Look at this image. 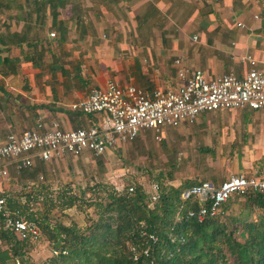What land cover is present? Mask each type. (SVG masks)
Wrapping results in <instances>:
<instances>
[{"label":"crops","instance_id":"0c3cea01","mask_svg":"<svg viewBox=\"0 0 264 264\" xmlns=\"http://www.w3.org/2000/svg\"><path fill=\"white\" fill-rule=\"evenodd\" d=\"M259 12L264 0H0V139L39 120L44 128L94 123V115L72 104L109 79L150 93L175 86L179 65L208 78L242 77L248 56L264 62ZM164 138L174 161L169 184L218 186L232 173L249 176L264 165V109L203 112L192 123L165 127Z\"/></svg>","mask_w":264,"mask_h":264},{"label":"built area","instance_id":"2783aa9c","mask_svg":"<svg viewBox=\"0 0 264 264\" xmlns=\"http://www.w3.org/2000/svg\"><path fill=\"white\" fill-rule=\"evenodd\" d=\"M254 17L264 18V12ZM237 25L242 26L241 23ZM247 60L250 69L242 77L229 72L208 78L199 68L179 65V82L175 86L154 89L150 93L135 85H120L113 79L103 86H94L83 99L72 104V109L94 115V123L64 129L55 122L51 128H44L39 120L36 128L7 133L0 139V176L8 174L6 165L21 171L32 167L37 160L78 158L86 151L100 156L109 148L128 143L148 130L160 141L165 127L182 121L192 123L203 112L264 109V62L258 65L251 56ZM175 62L180 64L179 59ZM132 189L129 187L130 191ZM157 189L155 186L153 200L158 197ZM249 192L264 193V165L249 176L232 173L218 186L203 181L187 188L183 196L196 197L202 203L197 213V218L202 220L207 214L217 215L233 195ZM15 213L13 216L6 197L0 192V227L11 230L20 240L37 241L41 236L38 223L21 216L18 211ZM150 237L156 240L155 236Z\"/></svg>","mask_w":264,"mask_h":264},{"label":"trees","instance_id":"16d2710c","mask_svg":"<svg viewBox=\"0 0 264 264\" xmlns=\"http://www.w3.org/2000/svg\"><path fill=\"white\" fill-rule=\"evenodd\" d=\"M196 184L199 183L174 187L158 182L156 200L140 184L134 185L132 191L128 186L118 191L112 185L101 184L103 195L87 201L97 218L84 229L52 223L45 216L28 215V219L38 223L52 250L58 252L42 264H227L225 248L236 264H264V193L234 195L245 197L244 211H259L256 220L248 221L250 215L244 212L227 222L218 214H207L199 220L197 213L202 203L196 197L183 196L187 188ZM64 197L65 207L73 206L77 199L71 195ZM232 197L222 207L227 209L234 201ZM7 200L13 216L17 210L20 215L24 213L26 207L22 202ZM30 200L37 201V197L28 194L26 202ZM51 200L49 205H53ZM236 231L242 241L234 235ZM151 235L156 237L155 241ZM27 242L1 226L0 244L6 247L0 248V262L34 264L23 258Z\"/></svg>","mask_w":264,"mask_h":264},{"label":"rangeland","instance_id":"374dc122","mask_svg":"<svg viewBox=\"0 0 264 264\" xmlns=\"http://www.w3.org/2000/svg\"><path fill=\"white\" fill-rule=\"evenodd\" d=\"M164 140L166 138L162 141L155 140L153 135L151 138L142 135L141 139L138 136L122 149L114 151L111 157L91 155L92 157L86 158L82 154L78 158L64 157L40 166L39 163H35L21 171H16L12 165H6L8 174L0 176V192L6 200L11 198L25 205V211L21 215L23 217L45 216L52 223L62 222L84 229L89 226L92 219L97 218L94 207L87 205V201H95L99 195H103V191L99 189L101 184L112 185L118 191L125 186L133 187L140 184L151 196L156 193L154 186L157 182L163 185L174 183V179H170L169 176L171 174L174 177V161L168 160L169 147L165 143L167 140ZM172 148L171 151H174V145ZM98 159H101V162H97ZM37 167L40 169L35 170ZM58 168L61 170L58 171ZM40 175L43 178H40ZM31 193L37 197V201L26 202L27 195ZM64 195L77 197L75 204L65 207L62 203ZM50 200L53 205H49ZM232 200L234 201L227 209L223 206L218 213L222 221L227 222L231 217H239L242 212L250 215L248 221L256 220L259 212L256 208H253L251 213L247 209L244 211L245 197L233 195ZM236 225L240 227L239 224ZM234 235L242 241L239 231ZM4 247L6 245L1 243L0 248ZM224 252L227 257L226 263L236 264L226 248ZM23 253L27 263L42 264L58 252L52 250L49 240L42 233L37 241L26 243Z\"/></svg>","mask_w":264,"mask_h":264}]
</instances>
